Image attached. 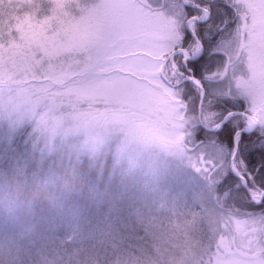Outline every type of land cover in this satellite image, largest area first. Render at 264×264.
I'll list each match as a JSON object with an SVG mask.
<instances>
[{
  "label": "rangeland",
  "instance_id": "1",
  "mask_svg": "<svg viewBox=\"0 0 264 264\" xmlns=\"http://www.w3.org/2000/svg\"><path fill=\"white\" fill-rule=\"evenodd\" d=\"M15 2L22 13L41 16L52 6V0ZM111 2L57 0L46 45L17 39L0 47V140L45 163L48 181L66 163L84 161L97 175L104 172L95 203L103 201L110 213L94 216L111 231L104 227L82 264H95L93 255L97 264H264V212L238 213L216 197L219 178L193 138L196 122L212 126L215 112L202 99L188 104L172 86L166 24L142 23L134 40L85 59L97 19ZM241 2L246 19L218 49L224 72L209 78L259 111L264 20L253 7L260 0ZM93 205L94 197L90 211L98 212Z\"/></svg>",
  "mask_w": 264,
  "mask_h": 264
},
{
  "label": "snow or ice",
  "instance_id": "2",
  "mask_svg": "<svg viewBox=\"0 0 264 264\" xmlns=\"http://www.w3.org/2000/svg\"><path fill=\"white\" fill-rule=\"evenodd\" d=\"M22 7L15 0H0V47L17 39L36 47L49 42L44 33L48 21L59 15L57 0L44 16L39 10L22 13ZM253 7L264 20V0ZM246 12L241 0H138L135 5L113 0L97 19L85 59L93 52L100 58L106 49L134 40V29L142 23L162 21L171 47L168 77L184 100L195 106L202 90L211 93L216 87L209 75L222 56L218 49L226 34L239 32ZM193 138L199 153L215 168L217 187L264 210V105L259 111L247 101L244 107L239 101L221 105L213 125L198 126Z\"/></svg>",
  "mask_w": 264,
  "mask_h": 264
},
{
  "label": "trees",
  "instance_id": "3",
  "mask_svg": "<svg viewBox=\"0 0 264 264\" xmlns=\"http://www.w3.org/2000/svg\"><path fill=\"white\" fill-rule=\"evenodd\" d=\"M224 67L222 54L210 75H221ZM233 101H239L241 107L246 103L242 98L227 95L222 84L211 93L204 91L202 104L215 112L208 119L209 125L213 124L221 105L231 106ZM196 123L194 134L202 125ZM9 144L14 147L15 142ZM9 144L0 140V264H82L81 255L91 252L90 246L98 240L104 227H109L106 220L98 221L94 216L110 213L103 201L95 203L105 181L104 172L97 175L84 161L66 163L65 168L55 170L59 176L53 178L54 182L48 181L45 163H37L36 159L14 151ZM218 183L216 197L219 201L224 198L233 211L264 212L242 199H234L222 187L218 188ZM61 195L65 196V202L60 201ZM93 197V207L100 209L95 213L90 211ZM17 206L24 209L13 210ZM71 256H78L81 261L75 262ZM93 256L97 264L98 257Z\"/></svg>",
  "mask_w": 264,
  "mask_h": 264
},
{
  "label": "water",
  "instance_id": "4",
  "mask_svg": "<svg viewBox=\"0 0 264 264\" xmlns=\"http://www.w3.org/2000/svg\"><path fill=\"white\" fill-rule=\"evenodd\" d=\"M202 96H203V92L201 93V99H202ZM198 120H199V115H198ZM200 121V120H199ZM234 251L240 255H244V256H252L251 254H247V253H244L243 251H240L238 250L237 248H234Z\"/></svg>",
  "mask_w": 264,
  "mask_h": 264
},
{
  "label": "flooded vegetation",
  "instance_id": "5",
  "mask_svg": "<svg viewBox=\"0 0 264 264\" xmlns=\"http://www.w3.org/2000/svg\"><path fill=\"white\" fill-rule=\"evenodd\" d=\"M228 251H230V250L228 249Z\"/></svg>",
  "mask_w": 264,
  "mask_h": 264
}]
</instances>
